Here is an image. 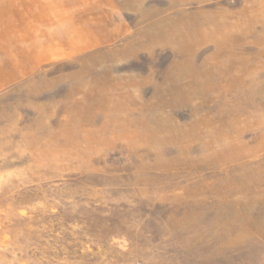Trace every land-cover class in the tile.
Instances as JSON below:
<instances>
[{
    "label": "rangeland",
    "instance_id": "rangeland-1",
    "mask_svg": "<svg viewBox=\"0 0 264 264\" xmlns=\"http://www.w3.org/2000/svg\"><path fill=\"white\" fill-rule=\"evenodd\" d=\"M42 3L99 43L0 85V264H264V0Z\"/></svg>",
    "mask_w": 264,
    "mask_h": 264
},
{
    "label": "crops",
    "instance_id": "crops-1",
    "mask_svg": "<svg viewBox=\"0 0 264 264\" xmlns=\"http://www.w3.org/2000/svg\"><path fill=\"white\" fill-rule=\"evenodd\" d=\"M51 15L54 16V21L49 19ZM56 18L53 8L43 5L42 0H0V61L4 60L0 65V85L17 77H25L47 57L49 48L31 47L33 25L68 26L63 30L52 29L63 33L61 40L50 35L47 41L72 53L90 49L99 43L97 39L90 37L89 31L70 27L68 21ZM26 63L29 71L24 66Z\"/></svg>",
    "mask_w": 264,
    "mask_h": 264
}]
</instances>
